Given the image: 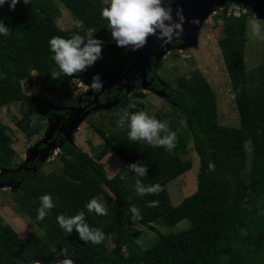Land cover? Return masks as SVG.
<instances>
[{
  "label": "trees",
  "instance_id": "1",
  "mask_svg": "<svg viewBox=\"0 0 264 264\" xmlns=\"http://www.w3.org/2000/svg\"><path fill=\"white\" fill-rule=\"evenodd\" d=\"M178 1L173 0L171 6ZM59 7L79 23L78 29L57 27ZM103 7L100 0H30L28 5L18 3L14 10H9L7 4L0 7V18L12 30L8 36H0V109L19 105L22 117H12L11 121L26 139L40 137V122L56 116L51 119L55 126L47 144L56 147L55 156L61 164L59 170L44 173L38 159L16 163V152L8 137L10 130L0 120V186L12 189L13 202L42 232L41 242L47 247L40 255L10 226L0 223V264H55L56 259H63L56 256L61 248L67 249L74 264H264V87L249 89L244 62L247 16L228 15L226 7L216 15L222 23L218 48L230 80L239 127L218 124L215 96L205 79L188 81L179 77L176 89H172L156 79L157 62L151 59L146 78L149 87L163 92L172 110L184 117L182 131L170 114L162 112L158 119L168 121L170 130L176 133L175 147L165 150L128 139L126 127H118L116 121L125 111L136 113L144 107L131 106L126 91L117 84L89 94V104L118 100L122 109L121 115L108 118L107 126L102 122L103 115L99 123L89 124L103 141V149L94 159L75 148L60 129H67L78 109L89 108L83 106L86 100L79 102L86 94L75 96L70 83L76 80L89 87L93 76L103 77L106 73L99 67L90 71L86 66L83 72L53 78L51 72L58 68L51 59L48 41L53 36L85 35L92 28L93 37L103 41L101 53L118 69H125L135 50L118 47L112 40L107 20L100 15ZM22 74L27 78L34 74L42 90L59 99L57 105L63 110L25 94ZM140 83V78L130 82L134 96L142 98ZM35 112L41 114L33 122ZM190 143L198 158L197 188L191 208L164 210L166 206L158 203L149 206L150 201H157L159 192L138 194L136 177L127 166L146 164L147 175L140 178L142 183L162 188L192 169L191 160L182 159L189 154ZM46 148L40 144L38 149ZM107 152L114 153L124 164L111 179L98 162ZM48 154L53 158L51 151ZM46 193L51 194L55 206L44 220L38 221L39 197ZM97 196L107 208L105 216L89 214L84 208ZM131 206L140 211L142 218L138 222L129 219ZM81 210L90 227L104 232L105 239L100 244H86L75 229L68 234L59 227L58 215L71 216ZM180 221L188 224L174 233L163 234L155 228H173ZM135 227L155 232L146 247L138 244L141 234Z\"/></svg>",
  "mask_w": 264,
  "mask_h": 264
},
{
  "label": "rangeland",
  "instance_id": "2",
  "mask_svg": "<svg viewBox=\"0 0 264 264\" xmlns=\"http://www.w3.org/2000/svg\"><path fill=\"white\" fill-rule=\"evenodd\" d=\"M100 1L103 3V0ZM103 6L106 7L104 3ZM225 7L228 15L239 16L245 14L247 16L246 22L256 17L264 24V18L255 15L249 7L239 1H227L219 7H215L214 11L204 19L192 39L183 37L182 39L173 40L163 47L166 52L155 58L157 62L156 79L165 86L170 85L172 89H176L175 80L179 77H183L188 81H195L199 77L205 79L215 96L218 124L224 127H239V118L231 92L230 80L218 48V40L222 37V23L219 18H216V15L221 14L222 9ZM56 25L60 30L78 29L80 26L71 14L62 7H59ZM244 52L245 70L249 77V89H261L264 87V77H262L264 76V40L251 37L250 29L247 26ZM95 67L103 69L106 73L105 76L99 77L100 79L109 77L111 73L121 75L127 69V66L123 70L118 69L116 65L108 61L103 53L91 66H88L90 71L98 70ZM22 75V88L25 94L40 97L53 107L59 108L57 105L59 99L45 93L34 74L28 78L25 74ZM70 87L75 96H80L83 93L87 94L90 91L89 87L81 86L76 80L70 83ZM139 88L142 98L135 97L132 90H125L131 106L141 104L144 107L142 111L157 119L160 118L162 112L168 113L172 116V120L178 129L180 131L183 130L185 126L184 117L172 110L173 105L162 92H158L149 86H142L141 83ZM40 114L35 112L32 115L33 122L37 121ZM121 114L122 109L119 107L118 100L107 101L104 105L95 104L90 109L79 110L76 113L77 117L74 118L75 127L72 126L71 129L66 130L65 135L75 148L96 159V155L103 149V141L90 129L89 124L99 123L101 115H103L105 118L102 122L107 126L109 117ZM12 117L19 119L22 117L19 105L12 104L8 108L0 109V120L10 130L8 137L12 140V148L16 152L15 162L20 163L26 161L31 150L35 149L36 145L45 138L48 121L45 119L40 122L43 127L40 137L35 136L31 139H26L13 125ZM188 149L189 154L182 157V159H190L192 169L183 176L170 181L159 191L157 203L164 204L166 206L164 210L179 208L184 210L188 207L191 208L194 203V193L197 188L198 158L193 152L191 143ZM49 150L52 152L53 158L47 156L42 161H39L40 170L44 173L57 171L61 167L55 156L58 152L56 147H50ZM98 162L104 166L109 179L124 167L123 162L111 152H107V155ZM95 199L98 202H102L101 196H97ZM0 223L10 226L21 239L32 245L40 255H44L47 247L41 242L42 232L15 205L12 200V189L9 187H0ZM187 224V221H180L173 228H161L157 225L155 228L163 234H169L185 229ZM135 228L141 234L137 241L141 247H146L150 241L152 242L155 237L153 230L142 227ZM110 244H112V241H110Z\"/></svg>",
  "mask_w": 264,
  "mask_h": 264
},
{
  "label": "clouds",
  "instance_id": "3",
  "mask_svg": "<svg viewBox=\"0 0 264 264\" xmlns=\"http://www.w3.org/2000/svg\"><path fill=\"white\" fill-rule=\"evenodd\" d=\"M18 3L28 5L30 0H0V7L8 5L9 10H14ZM106 7L100 11L102 18L107 20V29L111 33L112 40L118 47L130 46L132 50L141 48L149 35L157 34L161 46H167L173 40L179 39L183 33L184 16L179 8L176 10L177 20L172 18L171 4L173 0H103ZM166 21L168 23H166ZM250 35L253 38L264 40V24L253 17L247 22ZM11 28L0 18V36H8ZM94 29L89 28L85 35L72 34L69 38L53 36L49 39V51L51 59L58 71H52L51 76H71L83 72L86 66H91L101 57L103 41L93 37ZM91 91L100 92L102 83L99 75L92 77L89 84ZM118 127L127 129V137L131 141H142L154 147H164L171 150L175 147L176 133L169 128V122L158 120L145 111L129 113L125 111L116 121ZM127 168L135 175V191L138 194H157L161 191L158 184L144 185L141 177L147 175V165L140 162L130 163ZM121 179H124L121 176ZM39 207L36 212V220L42 221L55 206L51 194H43L39 197ZM157 201H150L149 206H155ZM84 208L89 214L97 216L108 214L104 204L95 198L90 199ZM129 219L138 222L141 214L137 207L129 208ZM59 227L68 234L75 229L79 238L86 244H100L105 239V234L99 228H92L85 220V211L81 210L74 215H58L56 217ZM55 264H74L68 258L67 249L61 248L56 253Z\"/></svg>",
  "mask_w": 264,
  "mask_h": 264
},
{
  "label": "water",
  "instance_id": "4",
  "mask_svg": "<svg viewBox=\"0 0 264 264\" xmlns=\"http://www.w3.org/2000/svg\"><path fill=\"white\" fill-rule=\"evenodd\" d=\"M227 1H239L240 3L244 4L245 6L249 7L253 13L259 17L264 18V0H179L176 4L172 5V18L173 20H177L176 17V10L179 8L184 16L185 20L183 23V33L179 39L189 38L192 39L196 31L200 28L201 24L203 23L204 19L207 18L212 11H214L215 7H219L223 5ZM166 23H168L166 21ZM158 34V33H157ZM157 34L149 35L146 39V43L139 49H136L132 56L131 62L127 66V69L123 74L117 75L115 73H111L109 77H105L100 79L102 83L101 91L108 90L115 85H119L122 81V89L126 91L131 90V81H134L136 78L141 79L142 86H149V82H147V70L148 65L151 59H155L162 55V53L166 52L164 48L161 46V41L157 39ZM122 73L121 71H119ZM130 87V88H129ZM91 89L87 93L88 95L91 94ZM163 93V92H162ZM95 103V102H94ZM56 110H63V108H56ZM85 110V109H78ZM77 117V115H76ZM75 120V119H74ZM72 121L70 125H68L65 129L69 130L72 126L75 127L74 122ZM57 121V120H56ZM63 135H65V132ZM53 132V123L49 121V126L45 134V138L40 141L36 148L31 150L29 157L27 158L26 162L32 161L34 159H38V161H42L45 157L49 156V149L50 147H54L53 144H47V140L51 138ZM69 132V131H68ZM66 136V135H65ZM45 144L47 148L45 151H40L39 145ZM2 187V186H0Z\"/></svg>",
  "mask_w": 264,
  "mask_h": 264
},
{
  "label": "flooded vegetation",
  "instance_id": "5",
  "mask_svg": "<svg viewBox=\"0 0 264 264\" xmlns=\"http://www.w3.org/2000/svg\"><path fill=\"white\" fill-rule=\"evenodd\" d=\"M123 82H124V81H123ZM123 82H121V84H119V87H120V88H123V87H122ZM131 82H132V81H131ZM117 89H118V88H117ZM123 90H125V89H123ZM119 91H122V89H119ZM82 98H83V99L80 98L81 100L79 99V100H80L79 102H83L84 100H86L87 103L84 104L83 106L89 107L88 109L92 108V107H90V105H92V106L95 105V104L98 105L97 103L94 104L93 102H92L91 104H89L90 101H88V100L90 99V96H89L88 94L84 95ZM91 98H92V97H91ZM107 101H108V100H107ZM107 101H106V102H107ZM106 102H105V103H106ZM100 105H101V104H100ZM65 111H66V110H65ZM51 119H52V120H55V119H56V116H55V118H51ZM51 119H48V122L51 121ZM60 119H61V118H60ZM48 122H47V125H49ZM52 123H53V122H52ZM54 126H55V124L53 123V127H54ZM47 129H48V128H47ZM64 131H65V129H62V130L60 129V133H61L62 135H63Z\"/></svg>",
  "mask_w": 264,
  "mask_h": 264
},
{
  "label": "built area",
  "instance_id": "6",
  "mask_svg": "<svg viewBox=\"0 0 264 264\" xmlns=\"http://www.w3.org/2000/svg\"><path fill=\"white\" fill-rule=\"evenodd\" d=\"M79 83V82H78ZM81 86H82V84L81 83H79ZM84 87H86V86H84Z\"/></svg>",
  "mask_w": 264,
  "mask_h": 264
}]
</instances>
